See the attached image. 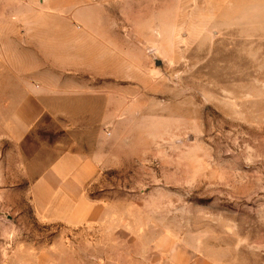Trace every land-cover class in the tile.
I'll return each mask as SVG.
<instances>
[{"label": "rangeland", "instance_id": "1", "mask_svg": "<svg viewBox=\"0 0 264 264\" xmlns=\"http://www.w3.org/2000/svg\"><path fill=\"white\" fill-rule=\"evenodd\" d=\"M17 1L0 0V264H21L35 252L26 247L53 237L82 252L89 233L42 221L30 202L50 150L89 147L55 122L23 146L11 137L19 123L5 94L19 63L4 34L18 32ZM155 14L157 40L140 42V61L126 57L119 75L134 79L125 93L136 115L118 136L132 154L86 192L121 213L134 242L170 244L186 264H264V0H157ZM42 142L49 152L35 153Z\"/></svg>", "mask_w": 264, "mask_h": 264}, {"label": "crops", "instance_id": "2", "mask_svg": "<svg viewBox=\"0 0 264 264\" xmlns=\"http://www.w3.org/2000/svg\"><path fill=\"white\" fill-rule=\"evenodd\" d=\"M156 1L18 0L13 6L18 3L20 10L18 32L4 34V41L11 43L6 50L19 63L11 67L16 81L5 94L19 123L11 137L23 146L34 127L45 133L55 122L67 131L66 137L82 133L83 145L89 147L61 150L58 145L47 149L52 155L42 142L34 152L49 155L41 160L30 186V202L39 219L89 231L82 252L74 241L53 237L26 247L35 252L21 264H186L173 257L170 244L134 242L130 230L117 221L121 213L85 189L100 170L118 168L124 155L132 154L118 136L122 124L136 115L133 94L125 93L133 89L134 79L126 78L130 81L125 85L119 75L128 73L126 57L140 61V42L157 40ZM28 77H34L35 84L24 81ZM109 143L115 145L113 150ZM95 230L99 232L94 238Z\"/></svg>", "mask_w": 264, "mask_h": 264}, {"label": "water", "instance_id": "3", "mask_svg": "<svg viewBox=\"0 0 264 264\" xmlns=\"http://www.w3.org/2000/svg\"><path fill=\"white\" fill-rule=\"evenodd\" d=\"M157 63H161V60L157 61Z\"/></svg>", "mask_w": 264, "mask_h": 264}]
</instances>
